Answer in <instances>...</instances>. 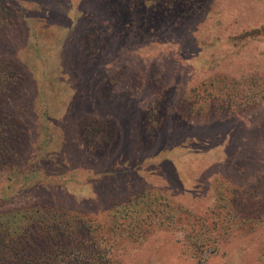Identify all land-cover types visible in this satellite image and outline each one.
Masks as SVG:
<instances>
[{"label": "rangeland", "instance_id": "rangeland-1", "mask_svg": "<svg viewBox=\"0 0 264 264\" xmlns=\"http://www.w3.org/2000/svg\"><path fill=\"white\" fill-rule=\"evenodd\" d=\"M190 10L159 23L129 12L123 22L110 0H0V129L19 132L17 166L36 164L50 180L14 196L5 190L14 173L0 169V215L47 205L65 217L55 256L73 259L57 264H89L70 247L87 250L93 236L106 238L102 264H264V100L192 91L220 75L240 97L252 93L244 80L264 88V0H198ZM88 119L113 125L111 149L88 147ZM219 181L237 187L239 226L217 252L183 253L177 227L143 240L116 233L113 246L96 226L143 193L211 220ZM22 227L14 219L7 231Z\"/></svg>", "mask_w": 264, "mask_h": 264}, {"label": "trees", "instance_id": "trees-1", "mask_svg": "<svg viewBox=\"0 0 264 264\" xmlns=\"http://www.w3.org/2000/svg\"><path fill=\"white\" fill-rule=\"evenodd\" d=\"M110 2L123 22L127 19L126 14L136 12L146 15L145 23L150 21L159 23L185 16L191 11L192 4L197 3L198 0H110ZM195 40L196 37L194 42ZM0 79L8 80V76L5 77V73H2ZM227 79L226 76L220 75L217 81L215 79L205 80L192 91L197 94H207L205 97L210 94L229 96L230 104L259 103L264 100V88L259 86L257 79L252 78L251 82L246 80L242 82L246 89L252 93L241 97L240 91L243 90L240 86L235 83L228 84ZM242 98H245L244 101L241 100ZM6 120L9 118L5 116L3 122ZM82 130L89 142V148L107 151L113 146L115 130L112 124L108 122L94 123L88 119L83 121ZM1 131L0 129V169H7L14 173L13 180L11 175L8 177L11 182L6 184L5 190H12V195L20 196L27 191L31 192L46 187L50 180L43 171L37 168L36 164H33L31 171L17 166L20 144L18 130H13L10 138L3 135ZM100 131L103 133L100 134ZM236 192L237 187L229 182L219 181L217 183L215 198L218 204L210 210L211 220H209L208 214L200 217L191 212L185 213L183 212L185 208L182 206L171 207L169 204H165L164 200L152 194H137L134 198H129L111 207L108 225L98 224L96 226L112 237L111 244L113 246L116 245L113 240L116 233L119 236H121L120 233L135 235L143 240L142 235L146 236L157 229L171 230L177 227L178 230L186 233L182 252L199 257L207 252H217L222 233H228L234 228H238L239 224L232 221V218L237 215V209L231 204L234 202ZM193 217L196 220L191 221ZM254 218L252 217V219ZM14 219L17 223L22 222L23 227L9 233L7 230L11 227ZM64 220L65 217L58 215L52 206L47 205L1 214L0 264H57L66 260L67 263L71 262L73 256L68 252L67 256L61 259L55 256L57 255V246L53 234L58 223ZM90 221L93 223V220L90 219ZM81 225L82 222L76 225L74 231L82 230ZM89 227H91L90 224ZM37 236L43 237L41 244L37 243ZM96 238L98 237L93 236L89 240H95L90 242L88 240L87 250L81 244L70 247L72 254L80 251L79 260L76 261L86 263L88 260L89 264H102L111 258L106 253L109 252L105 245L106 238H98L99 240ZM109 239L107 238V240ZM111 253H113V249H111Z\"/></svg>", "mask_w": 264, "mask_h": 264}]
</instances>
